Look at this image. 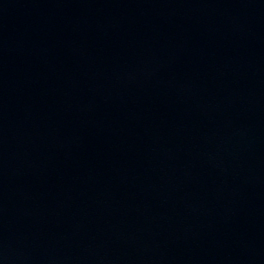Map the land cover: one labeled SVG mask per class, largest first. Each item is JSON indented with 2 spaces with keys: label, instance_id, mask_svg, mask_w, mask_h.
Returning <instances> with one entry per match:
<instances>
[{
  "label": "water",
  "instance_id": "water-1",
  "mask_svg": "<svg viewBox=\"0 0 264 264\" xmlns=\"http://www.w3.org/2000/svg\"><path fill=\"white\" fill-rule=\"evenodd\" d=\"M0 264H264V0H0Z\"/></svg>",
  "mask_w": 264,
  "mask_h": 264
}]
</instances>
